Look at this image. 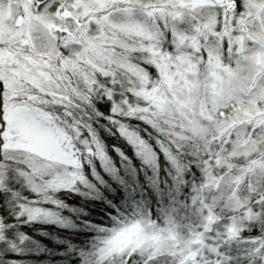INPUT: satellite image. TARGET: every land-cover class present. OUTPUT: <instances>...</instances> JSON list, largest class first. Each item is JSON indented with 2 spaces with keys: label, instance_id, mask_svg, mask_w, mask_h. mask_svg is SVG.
<instances>
[{
  "label": "snow or ice",
  "instance_id": "1",
  "mask_svg": "<svg viewBox=\"0 0 264 264\" xmlns=\"http://www.w3.org/2000/svg\"><path fill=\"white\" fill-rule=\"evenodd\" d=\"M257 44L264 0H0V188L7 165L38 196L87 183L85 155L124 183L81 138L95 103L118 94L113 120L140 122L118 126L137 156L163 153L176 177L184 162L202 171L199 223L185 233L151 220L119 226L96 264H264V66L248 56ZM115 151L130 181L131 162ZM251 228L262 234L245 255L227 254Z\"/></svg>",
  "mask_w": 264,
  "mask_h": 264
},
{
  "label": "trees",
  "instance_id": "2",
  "mask_svg": "<svg viewBox=\"0 0 264 264\" xmlns=\"http://www.w3.org/2000/svg\"><path fill=\"white\" fill-rule=\"evenodd\" d=\"M113 102L114 99L98 100L94 105L96 115L86 125L91 126L92 133L113 165L121 169L120 174L125 182H116L105 175L99 159L90 161L85 155L82 167L86 176L90 177L88 161L93 162L97 170L107 176L109 187L102 190L108 203L84 198L72 190H60L51 195L50 201H41V205L57 214L60 221L37 222L18 213L20 205L30 202L32 196L37 200L41 198L23 189L25 186L16 182L15 173L6 174L3 181L5 186L0 190V203L3 205L0 213L4 227L3 234H0V264H96L97 249L101 244L97 235L104 232L106 236L112 229L118 228L126 212H131L133 206L138 207L139 212L136 217L124 223L150 218L157 225H164V221H168L176 227L186 222V211L192 204L189 194L193 192L192 188H198L203 183L202 171L197 167L192 172L184 162L181 163V176L176 177L175 168L163 153L158 155V168L153 170L144 164L135 154L132 145L119 133L117 122L112 116ZM121 120L129 128L140 123L135 119ZM83 129L85 131L84 126ZM116 148H120L131 162L134 175L130 181L124 176ZM261 234L257 228H251L242 233L240 241L226 246L225 252L234 257H243L248 247L247 241ZM20 236L23 237L21 242ZM7 247L10 251H5ZM109 264L117 262L110 260Z\"/></svg>",
  "mask_w": 264,
  "mask_h": 264
},
{
  "label": "rangeland",
  "instance_id": "3",
  "mask_svg": "<svg viewBox=\"0 0 264 264\" xmlns=\"http://www.w3.org/2000/svg\"><path fill=\"white\" fill-rule=\"evenodd\" d=\"M248 47H251V45H249ZM248 56H249V63L254 65V66H264V47H261L257 44V46L254 48V50H251L249 51L248 53ZM116 96V97H115ZM114 102L112 103V108L114 106V104L116 102H118L119 100V95L118 94H115L114 97ZM111 108V110H112ZM245 116H250L251 113L250 112H245L244 113ZM117 122V125L119 126L120 123H123L122 120H116ZM125 124V123H124ZM85 127V131L82 132L81 134V138L86 140V141H90L92 142L94 145H99L100 147V150L101 152L104 153V155L107 156V154L105 153V151H103V146L100 145L98 139L95 137V135L92 133L93 130L91 129V126H88V125H84ZM125 127L126 129L129 128L127 124H125ZM84 130V129H83ZM119 130V128H118ZM84 133H85V136H84ZM120 133V132H119ZM133 147V146H132ZM135 152V151H134ZM136 154V152H135ZM137 155V154H136ZM108 157V156H107ZM140 158V160L142 162H144V160L138 156ZM88 159V158H87ZM99 159V158H98ZM89 160V159H88ZM87 160V161H88ZM129 160V159H128ZM92 161V160H90ZM157 162H158V156L156 157L155 161H152L151 159H149V162L148 163H145L146 165H148L149 167H151L153 170L158 168L157 166ZM171 165V162L168 161ZM90 163V177L86 176L84 170H83V167H82V162L80 163V168H79V171H78V175L79 176H83L84 180L87 181V183H80V182H77L76 184L73 185V187L71 188H67V189H59V190H56L54 193H57L59 192L60 190H64V191H67V190H72L74 191L75 193H79L81 194L82 196H84V198H87V199H93L95 198L97 201H104L106 202L108 199L106 195H104L103 193V188H107L109 187L108 186V182H107V176H104V174L100 173L96 166L93 164V162H89L88 161V164ZM99 163H100V168L101 170L105 173V175H108L109 177H112L108 172H106L104 170V168L101 166V160L99 159ZM156 167V168H155ZM119 168V167H118ZM134 168V167H133ZM120 169V168H119ZM93 171L97 172L102 181L103 182H95V177L93 176ZM9 173H15L16 177L15 180L16 182H21V186H25V188L23 189H26L27 192H30L32 195L36 196V197H40L41 199L40 200H37L36 198H34L33 196L30 198L31 201L28 203H22L19 207V211L21 209V207H25V208H29V209H39L38 212L35 213V216L31 219L33 221H37V222H54V223H57L60 221V218L57 216V214H53L52 212H50L48 209H46L44 206L41 205V201H44L45 203L47 201H50L51 199V196H38L36 195L29 187L28 185L24 182V180L19 176V170L17 168H15L14 166L12 165H7L2 173L3 175V181L5 179V176L6 174H9ZM156 173V172H155ZM121 178L123 179V177L121 176ZM116 180V179H115ZM116 182H118V180H116ZM120 182V181H119ZM28 189V190H27ZM198 188L194 187L192 188L193 192L191 194H189L190 196V202L192 203V199H193V196L196 195V190ZM1 190V188H0ZM54 200V199H53ZM108 203V201H107ZM2 203H0V211L2 209ZM131 206V205H130ZM193 206H195L196 208L198 207V205H194L193 203L191 204V208L188 209V211H186V222L180 226H176V229L180 232V233H185L187 231V228L191 225H195L197 223H199V215L197 214L196 212V208H194ZM14 210V208H12V211ZM11 211V208L8 210V214L9 212ZM18 212V211H17ZM133 212L131 215H126ZM127 211L125 216L122 218V223L120 224V226H125L127 224H130V223H133V222H137V221H144V220H151L150 218H143V219H138V220H135V221H131V222H128V223H124L125 220L127 219H131V218H134L136 217L137 213L139 212V209L138 207H135L133 206L132 207V211ZM25 216H27V213L24 214ZM4 218V217H3ZM28 218V217H27ZM152 221V220H151ZM154 223V222H153ZM169 222L168 221H164V225H157L158 227H163L165 226L166 224H168ZM3 225H2V216H1V213H0V234L2 233L3 231ZM116 230H118V228H115ZM105 231V229H103ZM114 229H112L113 231ZM109 233V235H104L105 233L102 232L101 235H97V238H98V241H99V244L104 240V239H107L109 238L111 232ZM3 234V233H2ZM103 235V236H102ZM132 235H134V233H129L127 234L123 240H117L115 242V245L116 246H119L121 243H127ZM5 237V236H4ZM20 240L19 242L23 241V237L20 236ZM5 251H10V248L7 247V248H4ZM2 250V249H1ZM0 250V251H1Z\"/></svg>",
  "mask_w": 264,
  "mask_h": 264
}]
</instances>
